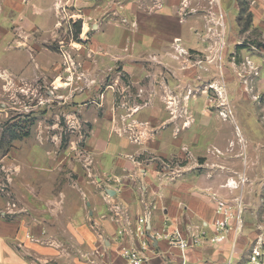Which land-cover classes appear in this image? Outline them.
I'll list each match as a JSON object with an SVG mask.
<instances>
[{
    "label": "rangeland",
    "instance_id": "1",
    "mask_svg": "<svg viewBox=\"0 0 264 264\" xmlns=\"http://www.w3.org/2000/svg\"><path fill=\"white\" fill-rule=\"evenodd\" d=\"M46 1L30 6L44 22L26 32L13 21L12 0H0V213L53 209L49 193L55 197L60 185L47 174L58 178L67 161L88 158L79 115L94 100L73 101L81 84H97L99 101L111 90L112 127L136 140L147 124L138 114L155 98L181 128L193 124V111L224 122L232 136L217 147L227 153L238 142L246 147L249 130L264 128V48L253 43L264 41V0H245L242 13L238 0ZM141 34L173 36L149 53L153 45ZM261 196L264 212V185ZM258 221L264 224V213Z\"/></svg>",
    "mask_w": 264,
    "mask_h": 264
},
{
    "label": "crops",
    "instance_id": "2",
    "mask_svg": "<svg viewBox=\"0 0 264 264\" xmlns=\"http://www.w3.org/2000/svg\"><path fill=\"white\" fill-rule=\"evenodd\" d=\"M10 3L16 12L13 21L27 25L26 32L36 30L35 23L44 22V18L30 15V6H50L46 0ZM29 35L31 41L34 37ZM172 36L141 34L140 38L153 45L146 49L152 53L164 49ZM148 38L155 42L151 44ZM130 68L123 62L125 71ZM97 86L81 84L82 91L73 100H94L91 110L82 108L79 115L88 135L83 150L93 164L67 161L65 175L47 174V179L60 185L55 197L49 193L56 199L53 209L13 212L8 217L0 213V264H127L123 250H141L142 236L137 228L142 217L149 227L146 235L155 236L144 252L148 259L143 264H180L178 248L171 246L165 235L175 228L188 239L201 237L198 246L187 250L189 264H226L229 260L244 264L259 234L264 238L258 221L264 213V128L249 130L246 147L238 142L233 152L227 153L217 147L226 146L232 136L224 122L213 123L211 114L193 111L189 114L193 124L181 128L180 119L166 112L155 98V106L138 114L147 124L134 141L112 127L111 90L99 101ZM215 146L220 153L212 149ZM188 151L194 158L187 157ZM163 162H169L171 168H164ZM175 166L180 167L179 173L172 172ZM230 179L240 182L239 187L228 188ZM238 195L244 205L240 232L231 231L221 244L212 242L216 199Z\"/></svg>",
    "mask_w": 264,
    "mask_h": 264
},
{
    "label": "built area",
    "instance_id": "3",
    "mask_svg": "<svg viewBox=\"0 0 264 264\" xmlns=\"http://www.w3.org/2000/svg\"><path fill=\"white\" fill-rule=\"evenodd\" d=\"M133 140L137 139L136 135H130ZM216 153H220L218 149H214ZM87 160V159H86ZM164 168H171L169 162H163ZM172 172L179 173L180 167L175 166ZM91 176V175H90ZM226 185L228 188H238L240 182L236 180H228ZM10 208H7L9 213ZM244 205L241 196H234L233 198H217L215 207V218L212 223L213 236L211 241L217 244H221L227 241L231 231L240 232L243 222ZM139 227L137 233L142 236L140 251L137 252L133 249H124L122 257L127 264H143L147 261V257L144 252L150 249L151 240L155 239V236L146 235L149 227H147V220L142 217L139 219ZM260 228L264 229V224L260 223ZM263 226V227H262ZM157 236L159 233L156 234ZM171 246H176L179 250L180 264H189L187 257V250L192 246H198L201 241L199 235H193L191 239H188L186 235L178 228L173 229L170 233L165 234ZM235 243V240H232ZM226 264H239L231 262L230 260ZM244 264H264V238L263 234H259L255 243L251 246L247 260Z\"/></svg>",
    "mask_w": 264,
    "mask_h": 264
},
{
    "label": "trees",
    "instance_id": "4",
    "mask_svg": "<svg viewBox=\"0 0 264 264\" xmlns=\"http://www.w3.org/2000/svg\"><path fill=\"white\" fill-rule=\"evenodd\" d=\"M239 1V5L241 7V13L247 10V7L245 6V0H238ZM251 24V13L248 12L246 15V27L250 26ZM80 32V28L78 27V29L76 30V34H78ZM255 44V46L257 48H264V41H255L253 42ZM241 47H245V46H241Z\"/></svg>",
    "mask_w": 264,
    "mask_h": 264
}]
</instances>
